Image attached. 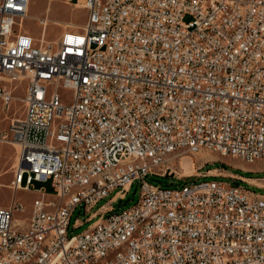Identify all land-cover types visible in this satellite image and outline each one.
<instances>
[{
  "label": "built area",
  "instance_id": "1",
  "mask_svg": "<svg viewBox=\"0 0 264 264\" xmlns=\"http://www.w3.org/2000/svg\"><path fill=\"white\" fill-rule=\"evenodd\" d=\"M29 1L0 0L3 109L25 83L0 264H264V194L165 166L171 151L201 150L264 163V0H68L82 1L85 22L54 41L46 19L38 40L24 28ZM95 171L103 178L77 192ZM166 174L181 184L146 181ZM47 182L52 197L33 190ZM135 182L136 203L113 212ZM20 190L36 195L23 221ZM113 192L75 220L91 227L68 234L77 209ZM115 245L125 253L112 257Z\"/></svg>",
  "mask_w": 264,
  "mask_h": 264
},
{
  "label": "rangeland",
  "instance_id": "2",
  "mask_svg": "<svg viewBox=\"0 0 264 264\" xmlns=\"http://www.w3.org/2000/svg\"><path fill=\"white\" fill-rule=\"evenodd\" d=\"M73 2L70 3L68 0H30L27 18L24 20V28L28 30L29 34L35 40H38L40 34H42V27L38 20L46 19L47 27L44 30V33L46 31L45 40H56L61 32L67 28V25L78 27L85 22V10L76 9ZM24 88L25 83L15 90L14 99L8 110L3 109L0 104V207L2 208L8 207L14 196L12 181L15 170L17 146L10 138V127L12 120L19 119L22 115L23 107L21 100L24 95ZM165 166L170 167V172L167 170L166 173H174L176 177L193 176L198 173H205L207 168H213L219 169L218 172L225 170V172L238 174L244 177L257 179L264 178V172L256 173L264 170L263 162H243L229 155L209 150H201L195 154L176 152L166 159ZM210 180H218L231 185H239L251 192L264 194V188L261 186L248 185L242 181L232 180L231 178L218 177L214 179L212 177H206L199 179V181ZM146 181L152 185L166 187H174L177 184H181L176 181L175 178H171L168 174H166L165 177L149 175L146 178ZM41 187L45 188L48 197H52V189L49 182L34 183L33 190H37ZM113 194L114 192L100 200L88 214H85L83 210L79 211L77 209L71 217L68 234L77 235L91 227L94 224L95 219L90 222H85L76 228L74 227L77 224V222L75 223V220L78 219L80 222L85 221L88 215L93 213L102 204L107 203ZM138 196L139 184L135 182L126 195L125 200H120L112 205L113 212H120L131 207L136 203ZM35 197L36 195L34 193L21 190L17 191L15 195L16 201L24 205L25 210L24 213L21 212L15 214L16 218L23 221L28 217L29 207ZM24 224L25 222H20V227H23Z\"/></svg>",
  "mask_w": 264,
  "mask_h": 264
},
{
  "label": "bare ground",
  "instance_id": "3",
  "mask_svg": "<svg viewBox=\"0 0 264 264\" xmlns=\"http://www.w3.org/2000/svg\"><path fill=\"white\" fill-rule=\"evenodd\" d=\"M82 4H83L82 1H79V3L75 5L76 9L83 8ZM176 152L178 151H171V155H173ZM215 152L221 153V151H215ZM221 154L229 155L226 153H221ZM245 162L252 163L253 161H245ZM139 166H152V159H139ZM121 169H128V162H121ZM112 176H120V169H112ZM102 178H103V171H95V174H90V179H82L81 183L76 184V191L85 192L88 190L90 186V181H97V179H102ZM253 183L264 188V181H254ZM52 213H59V206H52ZM129 240H136V232H129ZM123 253H125V245H115V247L112 250V257H119Z\"/></svg>",
  "mask_w": 264,
  "mask_h": 264
},
{
  "label": "crops",
  "instance_id": "4",
  "mask_svg": "<svg viewBox=\"0 0 264 264\" xmlns=\"http://www.w3.org/2000/svg\"><path fill=\"white\" fill-rule=\"evenodd\" d=\"M72 1H75V0H72ZM29 4H30V1H29ZM218 171H219V169H212V170H208V173L211 174V175H215V174L231 175L233 177L240 178V179L246 181L248 184H250L252 186L256 185V184L253 183L254 181H264V180H261V179L248 178V177H244V176H241V175H238V174L225 172V170L224 171L222 170V172H218ZM213 172H215V173H213ZM225 173H227V174H225Z\"/></svg>",
  "mask_w": 264,
  "mask_h": 264
},
{
  "label": "trees",
  "instance_id": "5",
  "mask_svg": "<svg viewBox=\"0 0 264 264\" xmlns=\"http://www.w3.org/2000/svg\"><path fill=\"white\" fill-rule=\"evenodd\" d=\"M210 169H213V168H207V171ZM248 178H251V177H248ZM254 179H257V178H254ZM125 198H126V196H125ZM125 198L123 200H125Z\"/></svg>",
  "mask_w": 264,
  "mask_h": 264
}]
</instances>
